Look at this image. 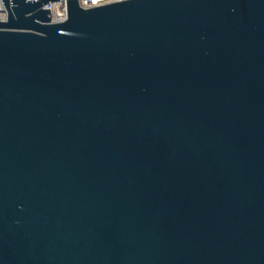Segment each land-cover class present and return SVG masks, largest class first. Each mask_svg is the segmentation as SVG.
<instances>
[{
    "label": "water",
    "instance_id": "95a60500",
    "mask_svg": "<svg viewBox=\"0 0 264 264\" xmlns=\"http://www.w3.org/2000/svg\"><path fill=\"white\" fill-rule=\"evenodd\" d=\"M2 0L0 264H264V0Z\"/></svg>",
    "mask_w": 264,
    "mask_h": 264
},
{
    "label": "built area",
    "instance_id": "2783aa9c",
    "mask_svg": "<svg viewBox=\"0 0 264 264\" xmlns=\"http://www.w3.org/2000/svg\"><path fill=\"white\" fill-rule=\"evenodd\" d=\"M27 1H34V0H27ZM114 1H119V0H77L78 6L82 9L98 7ZM41 8L44 10L49 9L50 24L61 23L65 21L67 18L66 0L47 2ZM5 21H7V12L4 5H2V0H0V22H5Z\"/></svg>",
    "mask_w": 264,
    "mask_h": 264
}]
</instances>
